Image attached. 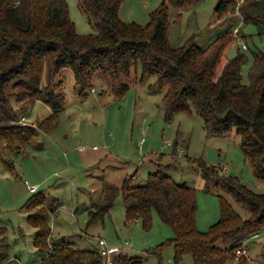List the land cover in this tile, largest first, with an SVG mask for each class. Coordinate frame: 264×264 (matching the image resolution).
<instances>
[{"label": "trees", "instance_id": "trees-1", "mask_svg": "<svg viewBox=\"0 0 264 264\" xmlns=\"http://www.w3.org/2000/svg\"><path fill=\"white\" fill-rule=\"evenodd\" d=\"M123 0H77L94 32L78 33L69 16L66 0H0V171L16 174L15 159L40 132L50 134L58 124L65 95L61 72L70 68L84 98L93 89V78L102 74L109 91L122 96L129 87L125 77L140 64L143 73L156 76L155 86H167L161 107L167 120L181 111H195L207 134L224 135L234 131L258 179L264 180V51L252 52L247 82L241 69L248 56L241 50L224 58L227 47L236 39L229 29L215 36L206 46H199L195 36L181 46L168 41L171 24L169 7L181 10L201 0H163L150 13L145 25L125 22L119 17ZM237 0H220L217 12H234ZM239 15L230 24H253L256 33L264 35V0H244ZM238 29V28H237ZM238 32V31H236ZM238 34V33H237ZM241 35V33H240ZM245 39V35H241ZM241 48L244 49L241 45ZM46 73V83L41 84ZM40 101L50 113L35 124L21 122L16 114L20 107ZM208 184L229 193L247 211L243 217L222 195H218L220 216L205 231L196 224L197 191L164 173L168 165L149 172L145 184H132V177L120 185L104 181L102 195L88 209V224L102 221L116 196L122 193L125 220H140L148 228L155 212L171 226L174 235L147 250L161 262L165 243L173 246V264H181L185 255L190 264H223L233 260L235 248L256 237L264 227V192H257L237 177L225 174L217 165L193 160ZM27 221L35 229L33 245L45 251L31 264H138L141 260L125 253L123 248L111 254V263L97 248L81 249L64 239L51 243L50 212L57 206L47 204L43 191H36L22 207ZM219 241L221 242L219 244ZM6 228L0 226V264H21L9 254ZM242 264L243 258H238Z\"/></svg>", "mask_w": 264, "mask_h": 264}, {"label": "rangeland", "instance_id": "rangeland-1", "mask_svg": "<svg viewBox=\"0 0 264 264\" xmlns=\"http://www.w3.org/2000/svg\"><path fill=\"white\" fill-rule=\"evenodd\" d=\"M66 1L77 32H94L77 0ZM162 1L123 0L118 14L125 22L145 25L150 13ZM219 1L201 0L182 9L178 19H175L176 9L170 6L169 44L181 46L195 36L196 44L203 47L221 32L231 29L238 39L227 47L224 58L233 57L238 48L248 56L241 69L243 81L247 82L252 52L264 51V35H258L253 24L240 25V20L230 24L229 19L235 14L230 9L217 12ZM242 43L246 49L241 48ZM61 75L65 103L57 126L50 134L40 132L25 152L16 157V174L6 173L3 168L0 171V226L6 228L9 254L17 256L21 264H29L45 252L33 245L35 229L22 208L33 194L25 180L36 185L37 192L43 191L47 204L57 206L49 213L51 243L64 239L75 248L92 249L98 247V238L102 237L110 245H117L128 255L139 258L138 264H157L155 255L147 250L172 237L173 230L155 212L148 228L138 219L126 221L122 193L116 196L102 221L88 224L87 211L100 200L104 181L120 185L133 175L132 184L141 185L146 183L149 172L168 165L164 168L165 174L197 191L199 230H207L218 220V195L224 196L243 217H248V211L229 193L207 183L193 161L201 159L208 165L220 166L223 173L237 177L257 192H264V180L254 176L240 137L234 131L224 135L207 134L202 117L195 111L191 114L181 111L167 120L161 107L167 86H155L156 76L143 73L140 64L125 77L129 87L122 96L113 95L107 79L97 73L93 89L82 98L71 69L65 68ZM45 83L44 72L41 84ZM14 105L16 114L27 118L20 119L21 122L35 124L50 113L48 105L40 101L24 107H20L21 102ZM80 145L87 149L79 151ZM243 249L246 251L242 252ZM234 251V259L223 264H238L240 257L242 264H264V227ZM190 263L191 256L185 255L181 264ZM160 264H173L172 244L165 243L162 247Z\"/></svg>", "mask_w": 264, "mask_h": 264}, {"label": "built area", "instance_id": "built-area-1", "mask_svg": "<svg viewBox=\"0 0 264 264\" xmlns=\"http://www.w3.org/2000/svg\"><path fill=\"white\" fill-rule=\"evenodd\" d=\"M244 0H237L236 2V6L234 8V14L239 15L240 17V12H239V6L242 4ZM236 39H238V35H236ZM242 47L244 49L247 48L246 44L242 43ZM24 119V117H22V120ZM170 144V143H169ZM92 148H95V146H92ZM79 149L84 151L87 149V146L85 145H80ZM25 184L29 190V192L33 193L37 191V187L34 184H30L27 180H25ZM258 234H255L254 236H257ZM98 249L100 250L101 254L104 255L108 261V263H111L112 259H111V254H114L118 251H120V247L117 245H110L104 238L99 237L98 238ZM246 250L243 249L242 252H245Z\"/></svg>", "mask_w": 264, "mask_h": 264}, {"label": "crops", "instance_id": "crops-1", "mask_svg": "<svg viewBox=\"0 0 264 264\" xmlns=\"http://www.w3.org/2000/svg\"><path fill=\"white\" fill-rule=\"evenodd\" d=\"M48 107H49V106H48ZM50 111H51V110H50ZM22 116H25V115H22ZM25 118H26V116H25ZM26 119H27V118H26ZM78 150H79V151H82V150L79 149V147H78ZM6 173H9V172L6 171ZM27 189H28V188H27ZM91 208H92V207H91ZM89 209H90V208H89ZM87 212H88V211H87ZM42 255H43V254H42ZM15 257H17V256H15ZM38 259H39V258H38ZM34 261H36V260H34ZM34 261H33V262H34ZM33 262H31V263H33ZM31 263H29V264H31Z\"/></svg>", "mask_w": 264, "mask_h": 264}, {"label": "water", "instance_id": "water-1", "mask_svg": "<svg viewBox=\"0 0 264 264\" xmlns=\"http://www.w3.org/2000/svg\"><path fill=\"white\" fill-rule=\"evenodd\" d=\"M218 6V5H217ZM217 6H216V8H217Z\"/></svg>", "mask_w": 264, "mask_h": 264}]
</instances>
